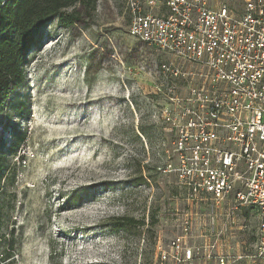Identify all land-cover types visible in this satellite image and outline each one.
I'll return each mask as SVG.
<instances>
[{"label": "rangeland", "instance_id": "obj_1", "mask_svg": "<svg viewBox=\"0 0 264 264\" xmlns=\"http://www.w3.org/2000/svg\"><path fill=\"white\" fill-rule=\"evenodd\" d=\"M148 1L139 0L142 11L165 12L164 0ZM95 8L44 29L0 111V261L218 264L221 255L224 264H264L254 208L228 211L225 200L212 223L209 201L190 204L178 177L158 170L175 153L155 114L146 68L154 53L128 33V0ZM123 216L142 224L109 225ZM178 235L200 254L182 261L169 247Z\"/></svg>", "mask_w": 264, "mask_h": 264}, {"label": "built area", "instance_id": "obj_2", "mask_svg": "<svg viewBox=\"0 0 264 264\" xmlns=\"http://www.w3.org/2000/svg\"><path fill=\"white\" fill-rule=\"evenodd\" d=\"M238 1L164 0L156 15L128 0V33L154 53L146 68L155 114L173 133L175 158L158 170L178 177L190 204L209 201L212 223L225 200L228 211L254 208L264 256V0ZM192 224L185 219L183 230ZM185 240L169 245L182 261L200 254Z\"/></svg>", "mask_w": 264, "mask_h": 264}, {"label": "trees", "instance_id": "obj_3", "mask_svg": "<svg viewBox=\"0 0 264 264\" xmlns=\"http://www.w3.org/2000/svg\"><path fill=\"white\" fill-rule=\"evenodd\" d=\"M97 0H0V111L11 92L25 78L24 64L44 29L52 22L64 27L79 20V14L91 15ZM80 10H75V6ZM72 7L73 9L71 10ZM25 136L17 137L22 142ZM141 225L131 217L115 218L109 223L116 230ZM52 255V254H51ZM0 264H5V257ZM162 263V261H160Z\"/></svg>", "mask_w": 264, "mask_h": 264}]
</instances>
